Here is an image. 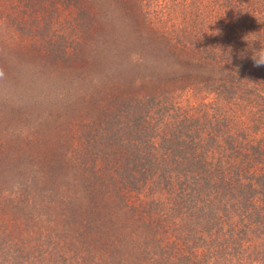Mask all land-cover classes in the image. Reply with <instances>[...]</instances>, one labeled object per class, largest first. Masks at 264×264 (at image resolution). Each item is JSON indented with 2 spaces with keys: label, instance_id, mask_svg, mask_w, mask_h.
Here are the masks:
<instances>
[{
  "label": "trees",
  "instance_id": "trees-1",
  "mask_svg": "<svg viewBox=\"0 0 264 264\" xmlns=\"http://www.w3.org/2000/svg\"><path fill=\"white\" fill-rule=\"evenodd\" d=\"M264 0H0V264H264Z\"/></svg>",
  "mask_w": 264,
  "mask_h": 264
},
{
  "label": "clouds",
  "instance_id": "clouds-1",
  "mask_svg": "<svg viewBox=\"0 0 264 264\" xmlns=\"http://www.w3.org/2000/svg\"><path fill=\"white\" fill-rule=\"evenodd\" d=\"M257 51H261L262 54L257 56L256 54H252V59L254 60V63L257 67L264 65V48L261 47L260 50Z\"/></svg>",
  "mask_w": 264,
  "mask_h": 264
}]
</instances>
